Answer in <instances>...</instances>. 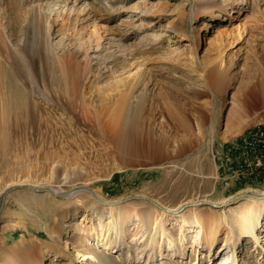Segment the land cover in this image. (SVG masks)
Returning a JSON list of instances; mask_svg holds the SVG:
<instances>
[{
    "label": "rangeland",
    "instance_id": "1",
    "mask_svg": "<svg viewBox=\"0 0 264 264\" xmlns=\"http://www.w3.org/2000/svg\"><path fill=\"white\" fill-rule=\"evenodd\" d=\"M199 1L204 0H0L7 47L22 53L16 52L13 65L3 49L0 76L11 64L14 78L29 91L26 114L0 115V206L5 184L22 178H50L51 186L63 192L86 186L109 203L97 202L87 189L65 198L29 188L12 191L0 210V264H153L151 256L158 257L156 264L163 257L160 250L168 263L174 252L175 264H221L235 248L241 264H264V238L257 243L241 224V214L261 199L238 197L264 195V183L225 190L216 181L218 153L264 125V0H218L219 6L209 10ZM138 3L153 8L144 12ZM34 15L41 21L57 19L50 39L54 44L63 38L50 69L30 41ZM65 33L82 35L81 43L70 44ZM220 56L227 72L217 80L205 63ZM232 56L235 63L229 67ZM143 74L152 80L140 135L166 144L148 148L135 139L134 148L120 150L116 141L125 132L116 131L115 100L125 86L142 88ZM31 76L37 81L33 88ZM47 91L62 104L51 120L40 114L49 106ZM235 195L233 202L221 204ZM141 197L170 209L200 200L218 205L181 211L199 220L201 234L182 230L180 217L166 218L165 231L160 223L156 231L139 216L147 207L159 208ZM110 207L117 209L112 213ZM74 208L60 234L75 255L62 248L55 231L60 215ZM118 210L127 214L130 231L121 242L115 240ZM262 218L255 230L263 237ZM212 227L217 242L210 247ZM155 232L157 241L165 242L160 249L148 246ZM164 232L173 237V246ZM44 243L61 248L56 260L43 254ZM232 259L225 264H236Z\"/></svg>",
    "mask_w": 264,
    "mask_h": 264
},
{
    "label": "bare ground",
    "instance_id": "2",
    "mask_svg": "<svg viewBox=\"0 0 264 264\" xmlns=\"http://www.w3.org/2000/svg\"><path fill=\"white\" fill-rule=\"evenodd\" d=\"M148 1V0H143ZM198 5L201 6L202 10H209L210 8H217L219 6V1L218 0H204V1H199ZM137 7L140 9H143L144 12H148L151 11V9L153 8L152 5H147L146 3H141V4H137ZM159 8V6L157 7ZM216 14H219V12ZM37 15V14H36ZM34 15L33 19H32V23L31 25L33 27H35L34 30V35L32 37V39L30 41L35 42L33 47L37 46L40 49V52L38 53V56L41 60V62H43V65L45 68H49L50 69V65L49 63L54 62L55 60V55L54 52L57 49V45L59 44V46H61V44L63 43V38H61L58 42L53 44V40H51V36L53 35L52 30L55 29L58 25H57V19H48L46 21H41V19L39 20L38 16ZM61 26H63V24H61ZM58 29H60V27H58ZM8 28L7 25H4L3 21L0 20V41L2 40L4 42V44L6 45L5 48L2 47V45L0 44V57L2 56V54L5 52L6 57H8V59H11L12 64L15 62H17V56H22V53L20 51H16L18 53V55H16V52H12V50H10L9 46L7 47V38L9 39V35H8ZM66 32V30H64ZM66 36H68V42L70 44H76V43H81V39H82V35H78L77 37H69V33H65ZM28 46H29V42ZM27 46V45H26ZM58 46V47H59ZM3 49H6L3 52ZM26 50V49H25ZM24 50V51H25ZM7 59V58H6ZM215 59V58H214ZM9 63H11L9 60H7ZM22 61V60H21ZM24 64L23 66L25 68L28 69V73L27 75H29L30 78V74H31V70L29 69V66L26 65V61H23ZM76 64L79 63V61H76ZM233 63H235L234 61V56H232L230 58V65ZM16 64V63H14ZM13 64V65H14ZM227 64V65H228ZM22 65V64H21ZM211 65V66H210ZM223 57H217L216 60L209 61L205 63L206 68H210L209 70H213L216 73L217 76V80L222 79L227 72V68L223 67ZM226 66V65H224ZM14 66H9V71L6 70L4 78L2 76H0V82L1 80L4 79L3 84L0 83V103L3 105H7V107L3 108L0 112V115H15L16 117L20 118L21 116H23V114H26V112L24 113V111H26V105H29V91L27 88L21 86V84H18L16 78H14L15 73H11V69L14 71L13 69ZM16 68V67H15ZM86 73V72H85ZM66 70L62 69L61 71V79H66ZM77 79H80V71H76L75 72ZM2 75V74H1ZM139 82L144 83V86L142 88H140V85L138 86V88H136L135 90H133L134 86L136 83H134L131 87L128 88V86H125L124 89H121L118 93V97L115 100V104H116V118L114 121H116V128L117 125L120 126V128H117V133L122 130L125 133L123 134V136L118 135L117 141V147L120 150H129L133 147V142L136 139L137 143L139 145L140 143H144L141 146H145V144L147 145L148 148H162L161 147V143L162 144H166L165 142H162L161 140H155V139H151V137H149L147 135V139L143 138L140 133H143V130L139 129V126H141V116L142 113L145 109V104L148 98V91H147V84L152 80L151 77L149 76V74H143L140 78H139ZM137 82V81H136ZM31 83H32V88L34 86H37V81L35 79L34 76H31ZM3 85V86H2ZM3 87V89H2ZM196 85H190V88H195ZM65 90L67 89L64 88ZM77 89V88H76ZM196 89V88H195ZM75 92H78L75 91ZM197 92V91H196ZM5 94V95H4ZM8 96V97H7ZM106 98V97H104ZM133 99V101H132ZM16 100V101H15ZM21 103H20V102ZM45 101H47V103L49 104V106L45 107L43 110H40V114L43 118H45L46 120H51L53 118V116H56L57 111H59L61 109L62 104L60 103V101L58 99H55L52 97V95L50 94L49 91L46 92L45 95ZM34 104L35 101L33 100ZM83 103L85 102V99H83ZM4 105V106H5ZM2 108V107H1ZM36 108V107H35ZM167 109V108H166ZM39 110V108H38ZM168 110V109H167ZM173 110V109H172ZM171 110V111H172ZM28 111V109H27ZM170 112V110H168ZM173 112V111H172ZM171 112V113H172ZM169 113L170 115H173ZM145 119V118H144ZM144 123V122H143ZM115 139V138H114ZM243 183H249V182H241L236 184L240 185ZM16 184H21V185H16ZM16 185V186H14ZM52 182L50 181V178H46V179H36V178H22L20 180H17L11 184H5L4 188L2 189V192L7 189L3 195H5V199L7 197V195L9 193H11L14 190L17 189H25V188H29V189H33L34 191H37L39 193H50L52 195L58 196L59 194L63 195V198L65 197H69V193L71 191H75L76 189H83L82 187H78L75 188L73 190H68V191H62L61 189H57L51 186ZM86 187V186H83ZM85 190V189H84ZM92 191L94 192V190L92 189ZM63 192V193H62ZM90 192V191H89ZM68 195V196H67ZM93 195V194H92ZM94 195L96 196L95 192ZM2 197V196H1ZM61 197V196H60ZM239 197V195H238ZM141 198H145L149 201H151V203H153V205L157 206V208H159L158 210L153 209L152 207H147L146 209H144L142 211V213L140 214V218L144 221V224L149 226L151 224H154V228L158 229L159 223L160 226L162 227V230H164V226L162 225V222L167 218V219H171L172 217L177 218L180 217L181 218V222L179 223L181 225V229L182 230H188V232H194L197 230L198 234H201V229L199 230V227H201L200 222L198 219H196L192 214H186V212H181L184 211L185 209H188L189 207H194V206H187V204L190 203H186L183 204L181 207H179V209H170L167 208L165 206L160 205L159 203L153 201L150 198H146V197H141ZM237 195L232 196L226 200H224L221 204H227L230 202H233L234 200H236ZM240 199L243 197H239ZM98 202V201H97ZM196 202V201H195ZM5 205V204H4ZM4 207V206H3ZM79 208V206H78ZM77 208H74L72 210H70V212H64L63 214L60 215L59 219L57 220V224H56V236L58 238V240L60 241V244H62V248H64L65 250L72 249L71 253L75 255V250H74V246H71L70 243L68 242V240H64L61 237L60 231H65L67 227L66 224V219H69V217H72L71 215L74 214L76 212ZM106 208H100V211H104ZM109 209L108 211H113L116 210L117 208L114 207H110L107 208ZM118 219L119 221L117 222V226L115 227V231H116V239L117 241L121 242L124 241L123 239L126 237V235L128 234L129 228L126 227V222H127V214L124 211H120L118 210ZM139 213V212H138ZM264 216V197L261 198V200H259L256 204H254L252 207L248 208L246 211H244L241 214V224L243 225V227L245 228L246 232L253 234V237L255 238V241H257V243H260L261 238H264V236L262 237L260 234L256 233L255 228L260 225H262V217ZM156 219V223L155 220ZM68 221V220H67ZM165 231V230H164ZM211 231V240H210V244L209 246H213L216 244L217 242V232L215 227H212ZM167 233L164 232V235H166ZM168 237V243L170 244V246L173 244L174 245V239L173 237L170 236V234H167ZM186 238V237H184ZM62 240V241H61ZM59 243V242H58ZM44 247L46 248L43 252V254L47 257H50L51 260H56L55 257H57V254H61V248H54L52 246H50V244L44 243ZM165 244V242L162 241H157V234L156 232L154 234H152L150 243L148 246H150L151 248H162L163 245ZM261 244V243H260ZM172 245V246H173ZM1 251V248H0ZM174 251V250H173ZM234 254H231L233 253ZM180 253L183 254V250H180ZM1 254V252H0ZM163 252V250H160V255L163 256L161 261L159 263L156 264H167V260L162 261L165 258V254ZM180 254V255H181ZM57 255V256H56ZM233 255V256H232ZM152 260L151 263L155 264V262L158 261V257H154L151 256ZM168 257H170V261L168 264H175V259L174 258V252L169 253ZM236 257V264H241V261H239L240 257H239V253L237 251V248H235L232 252H228L226 254H224L221 258V264H225L227 261L233 260L232 258ZM264 258V256H263ZM150 259V257H149ZM238 259V260H237ZM262 259V258H261ZM245 264H249V262L247 261H243ZM6 264V263H3ZM33 264H44L43 262H38V263H33ZM150 264V263H149ZM243 264V263H242Z\"/></svg>",
    "mask_w": 264,
    "mask_h": 264
},
{
    "label": "built area",
    "instance_id": "3",
    "mask_svg": "<svg viewBox=\"0 0 264 264\" xmlns=\"http://www.w3.org/2000/svg\"><path fill=\"white\" fill-rule=\"evenodd\" d=\"M216 181L225 190L251 181L264 183V125H257L218 153Z\"/></svg>",
    "mask_w": 264,
    "mask_h": 264
},
{
    "label": "water",
    "instance_id": "4",
    "mask_svg": "<svg viewBox=\"0 0 264 264\" xmlns=\"http://www.w3.org/2000/svg\"><path fill=\"white\" fill-rule=\"evenodd\" d=\"M83 189H87L88 191H90L91 192V194H93V197L95 198V200L96 201H98L99 203H101V204H109V203H107V202H105V201H102L101 199H99L97 196H95L94 195V192L92 191V189L91 188H89V187H82ZM59 197L61 196V197H63V195H61V194H59L58 195ZM239 197H251V198H253V199H261V198H263L264 197V195H256V194H251V193H242V194H240L239 195ZM4 204H5V195H2V197H1V206H0V210L3 208V206H4ZM202 204H206V205H212V206H217L218 204H215V203H213V202H210V201H205V200H200V201H196V202H192V203H190V204H187V206H198V205H202Z\"/></svg>",
    "mask_w": 264,
    "mask_h": 264
}]
</instances>
